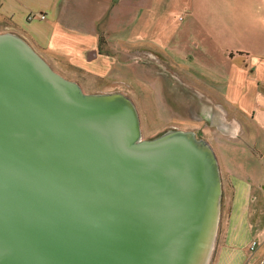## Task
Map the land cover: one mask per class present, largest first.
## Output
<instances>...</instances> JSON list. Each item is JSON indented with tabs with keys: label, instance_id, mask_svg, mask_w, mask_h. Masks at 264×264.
<instances>
[{
	"label": "water",
	"instance_id": "water-1",
	"mask_svg": "<svg viewBox=\"0 0 264 264\" xmlns=\"http://www.w3.org/2000/svg\"><path fill=\"white\" fill-rule=\"evenodd\" d=\"M223 196L200 131L143 139L127 94L85 93L0 33V264H210Z\"/></svg>",
	"mask_w": 264,
	"mask_h": 264
},
{
	"label": "crops",
	"instance_id": "crops-1",
	"mask_svg": "<svg viewBox=\"0 0 264 264\" xmlns=\"http://www.w3.org/2000/svg\"><path fill=\"white\" fill-rule=\"evenodd\" d=\"M30 14L45 19L29 21ZM177 16L176 28L171 25ZM257 17L250 0H0V33L23 35L51 66L70 65L67 72L76 81L127 79L135 73L128 58L139 54L135 60L139 63L144 52L155 56L151 53L155 48L177 60L160 46L155 29L163 23L161 33L168 32L172 41L191 23L200 28V40L173 48L199 49L209 67L198 73L187 65L191 74H199L207 101L227 122L221 130L215 128L219 148L211 143L221 168L223 206L229 205L222 249L245 255L257 240L248 227L251 204L264 201V22ZM200 104L201 109L208 107ZM244 161L256 171L245 169Z\"/></svg>",
	"mask_w": 264,
	"mask_h": 264
},
{
	"label": "rangeland",
	"instance_id": "rangeland-1",
	"mask_svg": "<svg viewBox=\"0 0 264 264\" xmlns=\"http://www.w3.org/2000/svg\"><path fill=\"white\" fill-rule=\"evenodd\" d=\"M250 6L253 7V10L259 16L256 20L262 19L264 22V0H250ZM178 19L179 16H177V20H172L171 26L177 28L180 23ZM175 21L177 23H174ZM164 26L161 23L159 28L155 29L159 30V35L156 37V40L162 48L170 52L172 56H175L177 60L170 58L164 51H161L159 54L155 48L151 51L155 56L144 52L142 54L144 55V59L140 60L139 63L135 61L137 60L136 58H139V54H136L138 57L134 55L128 58L130 64H132L130 66H133L135 69V73L129 75L127 79L100 77L87 82L86 78L84 80L80 78V81L77 82L82 86L85 93L122 92L127 94L138 108L143 139L152 137L166 128L200 131L213 144L214 148L218 149L219 144L215 143V139L220 138V136L216 135V127L210 125L211 122L205 119L210 109H199L198 106L200 103L204 104L208 102L207 99L209 97L206 96L208 94H205L207 91L205 89L202 91L201 89L203 84L200 83L199 74H197L198 76L191 74V69L187 65H191V68H194L198 73L201 70L205 73L209 67L205 66L202 62L203 58L201 59L199 49L174 50L173 48V46L179 45L183 41L185 44H190L195 39L200 40V28L191 23L186 32L180 33L177 31L176 38L172 42L168 40V32L164 31L161 33ZM188 32L191 35H188ZM170 34L172 35V32ZM261 36L259 34L258 38ZM256 42L262 45L263 39H257ZM63 64L61 68L54 65H52V68L65 78L72 79L73 75L71 77L67 72L70 70V65ZM211 75L215 74L213 73ZM189 85L193 88H191L192 92L188 88L186 89V86L189 87ZM175 91L185 94V96H188V99H184L182 94L175 93ZM227 121L230 122L229 119ZM213 122L218 123L217 121ZM224 141L219 139L218 143H224ZM250 164L244 161L242 165L248 170ZM250 168L252 171H256L255 165H251ZM228 206L225 203V206L222 208L221 227L210 264H264V201L258 200L251 204L248 227L251 236L257 238L256 242L258 245L252 253L248 250L249 248L245 249L246 255L243 252L242 254L235 251L233 253L227 249H222L225 240L226 224L229 217Z\"/></svg>",
	"mask_w": 264,
	"mask_h": 264
},
{
	"label": "built area",
	"instance_id": "built-area-1",
	"mask_svg": "<svg viewBox=\"0 0 264 264\" xmlns=\"http://www.w3.org/2000/svg\"><path fill=\"white\" fill-rule=\"evenodd\" d=\"M41 19V20H44L45 19V16L44 15H33V14H30L29 16H28V19H29V21H32V20H34V19ZM256 247H257V243L256 242H252L251 244H250V250L251 251H255L256 250Z\"/></svg>",
	"mask_w": 264,
	"mask_h": 264
},
{
	"label": "trees",
	"instance_id": "trees-1",
	"mask_svg": "<svg viewBox=\"0 0 264 264\" xmlns=\"http://www.w3.org/2000/svg\"><path fill=\"white\" fill-rule=\"evenodd\" d=\"M254 242H256V241H254ZM256 243H257V242H256ZM257 245H258V244H257ZM248 248H249L248 250H249V251L252 253V251L250 250V245H249V247H248ZM256 248H257V247H256Z\"/></svg>",
	"mask_w": 264,
	"mask_h": 264
}]
</instances>
